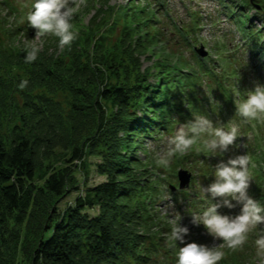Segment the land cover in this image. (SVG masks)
<instances>
[{
  "label": "trees",
  "instance_id": "trees-1",
  "mask_svg": "<svg viewBox=\"0 0 264 264\" xmlns=\"http://www.w3.org/2000/svg\"><path fill=\"white\" fill-rule=\"evenodd\" d=\"M219 1L239 26L250 58H264V1ZM105 8L111 9L112 19H104L103 9L97 17L103 21L94 19L85 26L76 13L72 24L78 35L73 43L61 49L58 38L49 36L32 63H25L29 43L18 39L22 27L7 28L0 35V264H15L19 251L30 255L32 264H176L177 249L168 240L171 225L156 211L159 198L167 191L176 196L175 192L165 187L160 176L144 174L148 166L136 150L145 136L172 128L182 99L191 101L195 111L202 109L207 100L198 95L205 82L202 76L209 79L207 88L215 98L227 81L216 74L211 57H200L195 51L187 57L165 46L161 27L154 23L159 11L138 7L135 0ZM121 18L125 24L114 36ZM183 32L189 38L190 31ZM146 59L150 64L144 66ZM237 72L226 76L238 80ZM24 79L28 85L21 90L18 85ZM226 98L228 102L217 109L222 121L224 112L236 109L232 97ZM237 119L242 120L238 115ZM199 143L202 150H195L196 159L208 152ZM248 146L253 175L249 193L264 205V157L256 156V143ZM48 155L51 163L57 159L64 164L53 168L49 163L50 172L43 166ZM87 155L98 158L96 170L106 180L88 186L85 177L84 192L72 204L61 210L54 204L38 226L32 225L31 209L38 198L50 195L57 202L71 190H79L75 161L83 160L86 170ZM207 180L209 186L215 179ZM183 192L192 218L193 212L205 207L207 197L196 190L179 191ZM232 210L221 207L218 212L234 216ZM9 219L14 227L27 225L30 236L21 241L20 233L9 231ZM195 228L185 241H207L205 227ZM177 246L183 245L177 241ZM222 250L225 255L219 264L247 263L238 249ZM253 258L249 257L250 263Z\"/></svg>",
  "mask_w": 264,
  "mask_h": 264
},
{
  "label": "rangeland",
  "instance_id": "rangeland-1",
  "mask_svg": "<svg viewBox=\"0 0 264 264\" xmlns=\"http://www.w3.org/2000/svg\"><path fill=\"white\" fill-rule=\"evenodd\" d=\"M128 1L129 0H108V4L103 5L105 3L103 0H85L84 4L77 12V17H80L79 21L82 22V25L84 26L94 19L96 21H103L102 19L98 20L97 17L100 14H103V9L105 11L106 6L112 5L115 8L118 6H126ZM33 2L34 0H0V35H4L7 28L15 30L17 27H22L23 30L20 34L21 37L18 39H21L23 43H36L40 47L44 45L45 39L51 35H45L38 40H34L36 30L30 27L26 20V13L30 10ZM135 3L138 7L149 6L154 12L159 11L158 18L155 19L154 23L159 28L161 27L160 36L165 42L167 48L174 51L177 50L178 53L183 52V55L187 57H192L193 51H195L200 57H211L213 60L211 65H214L216 74L227 81V83H225V89L221 92L219 90L220 94L216 95L215 98V92H213L212 89L207 88L209 79L202 76V79L205 80L206 83L203 82L201 85V93H198V95L201 97H207V100L203 101L204 104L202 109L200 108L199 111H195L191 101L182 99L180 105L181 111L179 114L177 113L174 115L175 119L172 123V128L169 127L161 131H156L154 136H145L136 150V155L144 165L148 166V168H144V174L150 175L149 177L160 176L165 181V187L168 189L170 184L176 186L179 185V169H186L189 172H192L193 176L189 187L182 190H175L174 192L176 196L171 195L170 191H167L161 198H159L156 211H158V215L164 218V221L167 224L169 223L171 225L174 220L178 221L181 217L180 223L182 226H187L189 230H196V225L194 226L192 218L187 212L188 207L185 206L186 201L183 200V197L186 196V194L184 192L180 194L179 191H186L192 194L196 190L199 191V195L203 196L202 188L204 185L208 187L206 184L208 181L207 179H215L214 166H216L217 160L218 162L221 160L226 162L227 159L235 155L247 154L249 156L250 148L248 144L256 143L258 146H256L255 149L259 154L256 156L264 157V155L261 154L264 153V120H254L250 123H244L243 120L237 119V114H235L236 109H234V111L228 109V112H224L225 121H222L221 114L217 110L221 107L222 102H228L226 96H231L233 104L235 105V103L244 99L247 91L253 90L256 84L264 85V58H261L260 60L250 58L249 46L243 39L239 26L229 16L230 14L225 11L219 0H135ZM99 8H101L102 11H99ZM158 9H162L163 13ZM103 15L105 20L113 18L111 9L105 11ZM123 18L117 19L118 24H116V26L118 30L114 31V36H117L122 25L125 24ZM195 20L200 22L199 26L194 24ZM258 25L260 26V22ZM193 26L196 27V29ZM181 27H185L184 30L181 31ZM188 30L190 31L189 38L185 37V33L183 32ZM55 47L56 45L51 48V51L54 50ZM202 48L204 49L203 52H206L205 56L199 54L197 51ZM233 57L235 59H233ZM149 64L150 61L147 59L144 60V66ZM243 66H245V69ZM232 70L239 71L237 72L239 74L238 80L233 77L227 78L226 75ZM215 104L217 108L215 107ZM200 115L206 116L217 126L221 124L228 126L230 123L238 124L240 131L237 139L239 140H237L235 145L231 146L225 153L219 151L212 152L203 148L208 152L200 154L204 156H199V158L196 159L194 156L196 155L195 150L201 149V144L198 142L187 153L182 155L177 154L172 157L167 167L158 166L156 160L158 155L165 151L168 138L175 134L178 127L192 121L195 117ZM232 115H234V119L231 118ZM70 149L71 148L69 147L66 148V152H70ZM51 159L52 158L49 155L43 159V166H46L45 169H48L50 172L54 167L58 168L64 164L63 162H57V159H53L51 163ZM82 161H75L77 167L74 172V177L77 180V184H80L79 190H71L57 202H55L56 198L50 195L38 198L37 202L31 209L32 213L35 214V221L33 222L31 220L32 225L35 226L36 224L38 226L44 219V215L54 204L59 210L72 204L75 198L80 193L84 192L85 177H88V186L106 180V176L98 173L96 170L98 158L93 157L92 155L84 157V161L87 162L86 170L82 167ZM49 163H51L52 166L54 165L53 168H47ZM262 168L264 171V163ZM205 170L209 171L206 177L203 175ZM252 176V172L250 171V188L252 187ZM42 183L43 181H40V185H42ZM196 185L199 188H197ZM254 196L257 198V195ZM189 202L191 203L192 199ZM197 207L199 210L201 204H197ZM180 208L182 210H180ZM240 208L241 206L237 204L231 212L234 213V215H237L240 212ZM195 209V207H192L193 211ZM92 212L95 213L96 210H91V213ZM13 225L14 222H12L11 219L8 225L9 231L13 230L20 233L21 241H23L27 235L30 236L27 225H17L16 227ZM263 230L264 224L258 225L252 229L248 235L247 242L243 246L244 248L241 249L242 251L238 249L245 254L243 260L245 261L246 259V264H259L255 239L264 232ZM207 234V241L201 244L211 247L222 243L221 240L215 239L208 233V231ZM4 250L6 249L4 248ZM17 254L15 264H32L30 255L25 254L23 251H19ZM6 256H8V254H6L5 257ZM249 257H254L252 263H250Z\"/></svg>",
  "mask_w": 264,
  "mask_h": 264
},
{
  "label": "clouds",
  "instance_id": "clouds-1",
  "mask_svg": "<svg viewBox=\"0 0 264 264\" xmlns=\"http://www.w3.org/2000/svg\"><path fill=\"white\" fill-rule=\"evenodd\" d=\"M84 2L85 0H34L26 13L28 24L36 30L34 40L51 35L58 38L61 49L70 46L78 35L73 31L72 20ZM39 51L40 46L36 43L26 45L25 63L36 61ZM27 85L28 80L24 79L18 87L23 90ZM235 105L236 114L244 123L264 120V85L256 84ZM239 131L240 127L236 123L217 126L206 116H197L178 127L175 134L168 138L167 147L158 155L156 163L158 166L167 167L172 157L187 153L198 142H202L209 151L225 153L235 145ZM250 162L251 158L243 154L216 164L214 182L202 188L204 196L207 197L206 205L202 211L191 214L194 225L202 224L209 234L222 243L210 247L186 242L185 236L189 234V228L181 225V217L178 221H173L168 240L177 249L176 264H219L225 255L223 248L233 251L242 248L250 231L264 224V205L249 195ZM207 194H210V198ZM237 204L241 206L237 215H222L218 212L221 207L232 209ZM177 241L183 246L178 247ZM255 246L259 264H264V232L255 239Z\"/></svg>",
  "mask_w": 264,
  "mask_h": 264
},
{
  "label": "water",
  "instance_id": "water-1",
  "mask_svg": "<svg viewBox=\"0 0 264 264\" xmlns=\"http://www.w3.org/2000/svg\"><path fill=\"white\" fill-rule=\"evenodd\" d=\"M203 50L204 49L202 48V49H198L197 51L199 54H202L203 56H205L206 52H203ZM191 177H192V172H189L186 169H179V171H178L179 187H177L175 185H170V188L173 191H175L177 188L185 189V188L189 187Z\"/></svg>",
  "mask_w": 264,
  "mask_h": 264
},
{
  "label": "bare ground",
  "instance_id": "bare-ground-1",
  "mask_svg": "<svg viewBox=\"0 0 264 264\" xmlns=\"http://www.w3.org/2000/svg\"><path fill=\"white\" fill-rule=\"evenodd\" d=\"M22 30H23V29H22ZM192 176H193V174H192ZM191 179H192V177H191ZM181 208H182V207H181ZM181 208H180V210H182Z\"/></svg>",
  "mask_w": 264,
  "mask_h": 264
}]
</instances>
